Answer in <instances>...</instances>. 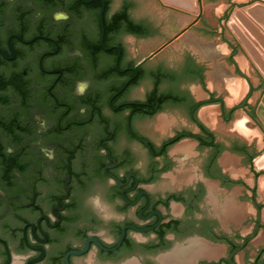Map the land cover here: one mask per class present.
I'll return each mask as SVG.
<instances>
[{"label": "flooded vegetation", "instance_id": "flooded-vegetation-1", "mask_svg": "<svg viewBox=\"0 0 264 264\" xmlns=\"http://www.w3.org/2000/svg\"><path fill=\"white\" fill-rule=\"evenodd\" d=\"M105 1L103 33L101 0H0V264H264L258 221L225 217L200 175L171 182L177 144H221L204 102L147 68L142 0ZM217 157L197 170L218 179Z\"/></svg>", "mask_w": 264, "mask_h": 264}, {"label": "water", "instance_id": "water-1", "mask_svg": "<svg viewBox=\"0 0 264 264\" xmlns=\"http://www.w3.org/2000/svg\"><path fill=\"white\" fill-rule=\"evenodd\" d=\"M101 1L100 22L104 33L106 1ZM161 1L165 5L160 0H142L137 9L141 14L150 13L155 17L160 29L154 39L140 43L142 57L147 60L148 69L167 64L177 85L175 94H179L178 86H183L192 103L204 102L198 118L208 133L217 137L222 148L219 153L213 145H206L201 152L197 140H183L170 151L179 165L168 177L178 184L200 175L210 196L213 195L212 204L220 202L225 217L239 223L249 218L261 224L254 243L256 247L264 245V136L240 108L231 121L223 114L244 102L247 106L242 107L248 114L257 106L254 119L264 131V0ZM120 2L115 0L114 6ZM187 55H191L188 61ZM185 67L186 76L181 84ZM170 118L175 120L176 116ZM165 126L166 122L161 120V136ZM190 127L198 131L195 124ZM215 153L218 157L214 174L219 177H204L202 170L197 169ZM259 154L253 166V158ZM219 178L231 183L223 185ZM248 231V228L242 229L244 234ZM239 249L232 252L231 263ZM73 253L78 252L67 254V264Z\"/></svg>", "mask_w": 264, "mask_h": 264}, {"label": "crops", "instance_id": "crops-1", "mask_svg": "<svg viewBox=\"0 0 264 264\" xmlns=\"http://www.w3.org/2000/svg\"><path fill=\"white\" fill-rule=\"evenodd\" d=\"M256 1V0H255ZM261 1H263V0H261ZM160 2L162 3V1L160 0ZM254 2V1H253ZM252 3V2H251ZM163 5H165L164 3H162ZM167 6V5H166ZM236 6H238V5H235L234 7H236ZM170 7V6H169ZM176 9V8H175ZM234 9V8H233ZM202 14H203V1H202V13H201V15H199L200 17L202 16ZM231 14V13H230ZM230 16V15H229ZM226 25L228 26V24H227V21H226ZM228 28H229V26H228ZM230 29V28H229ZM230 31H231V29H230ZM232 32V31H231ZM232 34H233V32H232ZM234 35V34H233ZM234 37H235V35H234ZM236 38V37H235ZM236 40H237V38H236ZM238 41V40H237ZM238 43H239V41H238ZM240 44V43H239ZM240 46H241V44H240ZM242 47V46H241ZM243 48V47H242ZM243 50H244V48H243ZM245 51V50H244ZM245 53L247 54V52L245 51ZM247 56L249 57V59L251 60V62L253 63V61H252V59L250 58V56L247 54ZM253 65L255 66V64L253 63ZM255 68L257 69V67L255 66ZM258 70V69H257ZM259 72V71H258ZM260 73V72H259ZM260 75H261V73H260ZM262 76V75H261ZM263 77V76H262ZM264 79V78H263ZM240 110H241V112L242 113H244L245 114V116L256 126V128L259 130V132L264 136V131L262 130V128L260 127V125L258 124V122L254 119V118H252L246 111H245V109L243 108V107H240ZM264 152V151H263ZM262 152V153H263ZM261 153V154H262ZM261 154H259L258 156H255L254 158H253V166H254V161L261 155ZM255 170V169H254ZM257 172V171H256Z\"/></svg>", "mask_w": 264, "mask_h": 264}, {"label": "clouds", "instance_id": "clouds-1", "mask_svg": "<svg viewBox=\"0 0 264 264\" xmlns=\"http://www.w3.org/2000/svg\"><path fill=\"white\" fill-rule=\"evenodd\" d=\"M91 202H92L94 205L99 204V198H98V197L93 198Z\"/></svg>", "mask_w": 264, "mask_h": 264}]
</instances>
